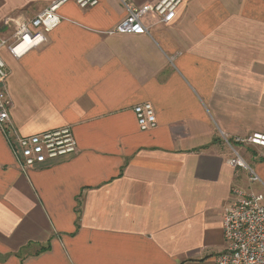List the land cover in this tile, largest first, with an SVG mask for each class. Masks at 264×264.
Wrapping results in <instances>:
<instances>
[{"label":"crops","instance_id":"0c3cea01","mask_svg":"<svg viewBox=\"0 0 264 264\" xmlns=\"http://www.w3.org/2000/svg\"><path fill=\"white\" fill-rule=\"evenodd\" d=\"M51 1L0 0V36ZM157 1L68 2L46 42L0 50L10 125L70 126L77 140L22 167L0 128V264H216L226 248L233 189L253 184L226 138L264 134V0H183L170 23L145 17L151 35L107 33L124 2ZM145 102L148 130L134 111ZM239 152L264 180V148Z\"/></svg>","mask_w":264,"mask_h":264},{"label":"built area","instance_id":"2783aa9c","mask_svg":"<svg viewBox=\"0 0 264 264\" xmlns=\"http://www.w3.org/2000/svg\"><path fill=\"white\" fill-rule=\"evenodd\" d=\"M182 1L159 0L141 5L124 2L126 16L107 33L151 35V25L145 21V17L155 13L159 16V23H170L174 20L177 7ZM68 2L89 8L96 6L99 0H52L46 8L16 31L13 40L0 36V50L7 48L12 55L20 58L29 50L46 42L47 33L61 23L60 8ZM6 67L0 52V128L11 146L14 144L13 149L20 165L40 166L75 153L77 140L70 126L31 136H21L10 125L9 101L5 90ZM134 111L142 130L157 125L155 107L151 102L136 105ZM226 142L234 151V156L229 160L230 164L248 170L251 182L259 181V175L244 160L236 145L264 148V134L254 132L245 137L226 138ZM223 234L227 245L217 256L216 264H264V189L261 191L241 187L233 189L232 202L223 216Z\"/></svg>","mask_w":264,"mask_h":264},{"label":"rangeland","instance_id":"374dc122","mask_svg":"<svg viewBox=\"0 0 264 264\" xmlns=\"http://www.w3.org/2000/svg\"><path fill=\"white\" fill-rule=\"evenodd\" d=\"M236 148L238 149V150H240V148H241V145H236ZM250 165V167H251V169H253L257 174H258V172L256 171V168H255V165H254V163H250L249 164ZM247 171V173H248V175H249V171L248 170H246ZM259 175V177H260V180L259 181H256V182H251V183H253V184H251L252 186H251V188L254 190H259V191H261V190H263L264 189V180L262 179V177L260 176V174H258ZM250 182V181H249Z\"/></svg>","mask_w":264,"mask_h":264}]
</instances>
